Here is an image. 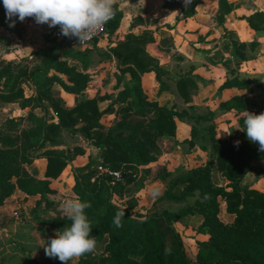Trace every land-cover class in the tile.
<instances>
[{
    "label": "trees",
    "instance_id": "1",
    "mask_svg": "<svg viewBox=\"0 0 264 264\" xmlns=\"http://www.w3.org/2000/svg\"><path fill=\"white\" fill-rule=\"evenodd\" d=\"M200 2L187 0L182 19L193 17ZM174 4L178 5L176 0H167L164 7H173ZM233 10L234 5L228 0H219L220 26ZM244 19L251 29L264 34L263 11ZM121 21L122 14H116L107 26L109 37L118 32ZM0 28L20 32L15 26L9 27L4 7H0ZM225 33L228 34L225 49L232 59L224 60L223 65L230 71L234 64L235 70H231L234 77L227 79L220 90L238 89L253 93L251 87L255 81L240 79L237 69L247 62V52L257 50L259 42H240L234 32L225 30ZM152 41L154 38L148 32L140 36L129 34L124 41L102 53L101 57L106 61H117L116 89L121 90L117 96H96L73 108H67L54 95V87L58 85L75 96L85 94L91 83L89 70L93 66L90 49L78 50L58 42L50 50L36 52L42 63L33 69L14 72L0 66V103L18 104L22 109L30 110L21 131H18L16 121H11L8 130L0 126V207L17 192L38 198L37 207L43 203L52 207L56 194L51 186L52 180L72 167L75 199L91 204L85 214L91 222L92 235L98 241L108 239L106 257L89 253L80 258L78 264H264V192L242 186L243 178L252 171L264 176V152L247 138L246 132L238 138L237 145L217 138L216 128H209L214 163L208 162L177 178L158 199L177 204L195 199L193 205L177 212L165 210L143 214L137 198L131 197L122 204L117 202V192L121 195L130 193L133 177L116 186L95 179L98 165L130 170L132 174L144 169L152 174V166L162 153L159 142L176 135L178 121L188 119L197 124L214 118V113L195 118L187 111L178 112L149 99L143 87V76L153 72L157 80H161L169 75L147 52L146 44ZM176 84L182 99L190 103L192 94L198 89L194 77L184 75ZM26 88H30L31 95ZM167 90L169 86L162 84L159 93ZM108 100L112 101L111 104L102 110L101 104ZM116 105L119 106L115 108ZM221 107L223 111L241 115L242 127L246 111L264 113L263 108L251 109L249 98L243 95L233 97ZM106 113L118 115L119 121L113 126H105L102 121ZM63 131L84 138L99 149L98 159H90L85 166L76 167L75 162L87 151L80 146L62 148ZM192 136H198L195 128ZM38 160L47 162L43 180L38 178V172L32 174L25 168ZM213 166L228 181L226 186L214 182ZM157 176L167 179L169 174L159 170ZM224 202L227 203V213L235 216L231 223L220 219ZM124 209L123 226L117 228L114 217ZM196 215L205 218L201 231L209 238L203 245L205 254L190 259L175 224ZM38 221L56 231H63L65 226L71 225L62 211L56 212L52 218Z\"/></svg>",
    "mask_w": 264,
    "mask_h": 264
},
{
    "label": "rangeland",
    "instance_id": "2",
    "mask_svg": "<svg viewBox=\"0 0 264 264\" xmlns=\"http://www.w3.org/2000/svg\"><path fill=\"white\" fill-rule=\"evenodd\" d=\"M0 7H4L3 0H0ZM255 12L259 11L257 10ZM32 20L33 18H26L23 22H20L17 19L15 27L16 30H20L19 33H17L16 31L0 28V66L2 68H11L12 71L18 72L20 70L33 69L37 66H40L42 61L37 57L36 52L39 50H50L53 46L58 43L44 38L41 35L39 29L36 28V26L33 24ZM211 24L212 22L208 24V29L205 33L207 35H202V40L206 43H217V46L211 47L212 49L202 46V66L196 68L195 66L187 65L188 63H186L187 66L180 68L179 72L173 75L170 74L168 76H164L161 80H157L156 77V79L154 78L153 80L152 78L151 80H145V90L151 101H157L160 105L168 106L169 108H173L178 112L187 111L191 116L195 118L208 116L210 113H214V118L211 121H200L199 123L195 124V122L186 119L183 123L179 122L178 125L180 124V128L177 126V132L174 137H165L160 140L159 144L162 150L161 156L163 155L164 151H168V149H170V153L174 155V158L172 160V176L175 177L170 181L171 184L177 178L187 175L191 170L195 168V165H204L208 162L214 163V153L211 147V140L208 133L210 127L216 128L217 138L233 143L237 142L238 138L245 133V131L239 129L243 128L240 123V119L242 118L241 115L237 114L236 112L223 111L221 107L222 103L227 102L233 97H235L229 92H224L221 90V92H219L217 95H214V93L211 92L210 97L200 99V103L196 105L197 107L195 105L190 106V103L196 102L194 96H198V89L192 94V99L190 103H186L178 92L176 83L181 77H183L184 75H191L192 77H194V79L197 76L198 80H200V78H205L203 74H207V76H209L211 79L206 78L202 80L212 81L214 73H212L211 70H213V67H216L218 65H221V68L227 70L226 73L231 79L234 77L231 70H235V65H231V68L233 69H230V71L226 69V67L223 65L224 60L232 59L225 49V46L228 42V34L225 33V30H223L224 32L221 31L222 27L220 25L212 27ZM216 29L220 30V32H215ZM260 39H264V34L262 32L257 34L254 39L247 37V41L245 42L249 44L254 42L253 40L259 42ZM104 40H106V43L108 44L107 46H105L108 49L110 41L107 34L105 35ZM166 40L168 39H162L161 42H163L167 46L168 42ZM192 44L193 49L201 51V49L194 47V43ZM167 47L168 50L164 52L166 53V56H164L166 62L167 60H169V63H173V61H176L180 63L179 66H182L181 62L185 60L183 54H181L179 51L173 52L169 44ZM216 48L219 49L216 50ZM106 50L101 47H96L95 49L91 50V59L93 61V66L90 70L92 76L91 86L90 89L87 90L84 95L75 96L68 94L60 86L55 85L53 91L54 95H56V97L67 108H73L81 101L95 98L96 96H117L118 91H120V89H116L117 83L111 82L109 75L112 71L115 72L116 68L114 65H112V62L106 61V59H103L101 57V54L105 53ZM246 54L248 56V59L245 63L247 64L244 65L243 63L241 67L237 69V76L240 79L252 77L254 78L255 85L251 87L253 93H248L243 96L249 98L251 109H264V47L262 42H259V47L255 52H247ZM208 58L210 61L208 60ZM157 60L159 61V59ZM205 60L209 63V66H207ZM197 78L195 79L196 83ZM162 84L168 85L169 90L160 94L159 90ZM26 89L27 93L31 95L30 88ZM111 102L112 101L108 100L102 103L101 109L106 110L111 104ZM16 105L17 104L8 105L0 103V126H3L5 130H8L10 128L11 121H16L19 124L18 131H21V129L25 126V121L30 110L22 109L19 105ZM118 106L119 105H116L115 108H117ZM113 114L114 113H106L104 117H106V115ZM15 115L17 117H15ZM119 118L120 117L117 115V118L110 120L109 123H116ZM194 128L198 133L197 138H193L192 136V131ZM62 141V148L73 149L76 146H80L87 149V156H85V159L81 160V163L88 162V158L89 161L90 159H93V154L97 149L96 147L92 146L86 139L81 138L79 136H72L67 131L62 132ZM97 150L98 156L96 158L98 159L100 151L99 149ZM25 168L28 169L32 174H34L35 172H39L37 169L38 167L33 165L25 166ZM213 169L214 182L217 185L226 186L228 184V181L223 178L221 172L218 171L216 167L213 166ZM151 170L153 171V173L149 174L146 173L144 169H141L137 173V177L129 186L130 193H124L121 195L117 192L115 195L116 201L122 204L131 197L137 198L139 200V209L143 214H151L156 212L161 213L165 210L177 212L187 207L188 205H193L195 203V199H189L188 203L183 204L158 201V199L164 194V190L168 189L170 186H167L168 182L166 181V179H159V177L157 176V172L159 170H162L163 172H168L169 170L166 168L161 169L153 166ZM242 186L263 193L264 176L260 173L252 171L243 178ZM73 188L74 187L71 184V186L65 187L64 194L58 195V193L56 192L54 197L58 201H56L55 204L59 206L60 211H62L61 204L64 200L69 198L75 199V193ZM153 188H161L162 195L157 198H153L150 194ZM7 201L3 204L2 207H0V218L4 217L1 208H3L5 204H8ZM34 210L37 214L34 213V215H31L33 217H35V215H40L39 219L41 220L52 218L56 214L54 211L50 210V207H45L44 203L42 205H39L38 207L36 204V208H34L33 211ZM20 215V221H22V217L25 215L22 213ZM9 218L11 220V217ZM234 218L235 216L227 213V203H222L220 219L224 223H231ZM1 219L0 226L5 227L7 224ZM204 221L205 218L203 216L196 215L181 219L175 224V228L180 233L184 241L186 253L190 259H195L199 254H205L203 245L206 241H208L209 236L207 234L202 233L201 231V227L204 224ZM5 235L6 234L3 231L1 232L0 230V252L2 251V249H4V247L6 249V247H10L12 243H17V241H11L9 237L7 238ZM96 241L97 246L95 252H93L94 255L99 258L106 257L108 255L106 251L108 239L106 238L103 241ZM1 254L2 253H0V264H10L6 261V259H4V257H1Z\"/></svg>",
    "mask_w": 264,
    "mask_h": 264
},
{
    "label": "crops",
    "instance_id": "3",
    "mask_svg": "<svg viewBox=\"0 0 264 264\" xmlns=\"http://www.w3.org/2000/svg\"><path fill=\"white\" fill-rule=\"evenodd\" d=\"M166 1L167 0H116V3L114 5L115 13L122 14L120 29L113 37L108 36L110 41L108 49L105 47L108 44L103 38L102 40L96 42L90 48V50H93L96 47H101L105 50L107 49V52L111 47L116 46L117 42L124 41L126 36H128L129 34L140 36L148 32L152 35L154 41L146 44V50L152 57L159 59L161 67L166 72H168L169 75H173L179 72L180 68L186 67L187 65H193L196 68H199L200 66H202V46L207 48L217 46V43L211 44L204 42L202 40V35H207L205 33L208 29L209 23L212 22V27L220 25L218 22L219 0H201V2L196 7L195 15L188 19H182L183 9L187 7V0H176L178 5L175 6L174 4L173 7L169 8L164 7ZM228 1L234 4L235 8L230 14L226 16V21L221 26V31L224 32L223 30L227 29L228 31L234 32L241 42L247 41V37L254 39L256 35L261 32H256L255 30L251 29L244 18L248 17L257 10L264 12V0ZM215 32L219 33L220 30L216 29ZM166 38L168 39L166 40L168 43H165H167V46L168 44L170 45L173 52L179 51L181 54H183L185 60L181 62L182 66H179V62L173 61V63H169V60H167L166 62V60L164 59V56H166V53L164 52L168 50V47L163 42H161V40ZM259 42H262L264 47V39H260ZM192 43H194L195 48L201 49V51L193 49ZM218 49L219 48H216V50ZM110 62H112V65H114L116 68L115 72L112 71L111 74H109L110 79L111 82L117 83V61L114 59ZM186 63L188 64L186 65ZM206 64L207 66H209V63L207 61ZM245 64L247 63H244V65ZM220 66L221 65L213 67V70H211L212 73H214L212 81L202 80L206 78L211 79L209 76H207V74H203L205 78H200V80H198L196 76L198 96H194L196 102L190 103V106L198 105V103H200V99L210 97L211 92H213L214 95H217L219 92H221L220 89L227 81V79H231L226 73L227 70L221 68ZM89 73L91 74L90 70ZM155 77L156 76L154 73H146L143 76L144 90L146 89L145 80H151V78L153 80ZM246 79H251L254 81V78L252 77H247ZM90 86L91 83L88 87V90L90 89ZM224 92H229L233 96L248 94L247 91H240L238 89L225 90ZM15 117L17 116L15 115ZM104 118L102 122L107 127L116 124L109 123L110 120L117 118L116 114L106 115V117ZM178 127L180 128V124L178 125ZM170 151V149H168V151H164L163 155L159 157L158 161L153 165V167L161 169L166 168L169 170H167V173L170 177L166 179V181L168 182V187L171 184L170 181L175 177L172 176V160L174 158V155L170 153ZM85 156H87V153ZM85 156L81 157V159L79 158L75 162L76 167H83L89 162L88 158V162L81 163V160L85 159ZM97 156L98 150L96 149L93 154V158H96ZM46 164L47 162L45 160H38L33 164V166L38 167V177L42 180L45 179ZM201 165H195V168ZM71 184L73 185V187L75 186V177L72 167H68L58 179L52 180L51 186L58 193V195H62L64 194L65 187H69L71 186ZM166 190L167 189L164 190V193ZM13 196L17 197L18 203L10 198L7 201L8 204H5L4 207L1 208L4 217H1L3 219H0L7 225L5 227L0 226V230L1 232L3 231L6 234L5 236L7 238L9 237L11 241H17V243H12V245L10 247H6V249L4 247V249H2V251L0 252L2 253L1 257H4V259H6V261L10 264H61L58 259L49 258L48 256H46L44 251V247L49 242L50 238L55 237L57 231L52 229L48 225L40 223L38 221L39 216L35 215V217H33L31 215H34L33 209L36 208L38 198L30 197L22 192H17ZM56 201L58 200L53 197V205L52 207H50V210L54 211L55 213L60 211L59 206L55 204ZM16 206L20 207V214L22 213L25 215L22 217V221H20V219L14 220L11 217L10 210L15 208ZM9 217H11V220ZM78 262L79 261H69V264H78Z\"/></svg>",
    "mask_w": 264,
    "mask_h": 264
},
{
    "label": "clouds",
    "instance_id": "4",
    "mask_svg": "<svg viewBox=\"0 0 264 264\" xmlns=\"http://www.w3.org/2000/svg\"><path fill=\"white\" fill-rule=\"evenodd\" d=\"M115 3L116 0H3L9 27H14L17 19L23 22L26 18H33L37 24H47L50 28L58 26L61 35L76 38L80 45L89 42L114 17ZM243 119L244 127L239 129L245 131L247 138L264 152V113L246 111ZM150 194L157 198L162 195V189L153 188ZM90 207V202L80 199L63 201L61 209L71 225L65 226L63 231L57 230L55 237L50 238L44 247L46 256L58 259L61 264H69V261H79L95 252L97 241L85 214V209ZM124 216L125 209L116 213L113 223L117 228L123 226Z\"/></svg>",
    "mask_w": 264,
    "mask_h": 264
},
{
    "label": "built area",
    "instance_id": "5",
    "mask_svg": "<svg viewBox=\"0 0 264 264\" xmlns=\"http://www.w3.org/2000/svg\"><path fill=\"white\" fill-rule=\"evenodd\" d=\"M115 16L116 13L114 17L103 26L102 30H100L96 36H94L89 42H87L84 45H80L78 40L74 37L68 38L66 36L61 35L58 26L50 28L47 24H37L34 19L32 20V22L36 26V28L39 29L41 35L44 38L56 40L57 42H61L67 45L68 47L74 49L85 50V49H90L96 42L104 38V36L107 34L108 24L115 18ZM96 171L97 174L95 179H98L100 181H106L110 186L125 184L128 178L133 177L135 179L137 177V174H132L130 170H116L111 168L110 166H105V165H98L96 167ZM11 198L13 199V201L17 202L16 196H12ZM10 214L12 219L19 220L21 217L20 207L16 206L15 208L11 209Z\"/></svg>",
    "mask_w": 264,
    "mask_h": 264
}]
</instances>
